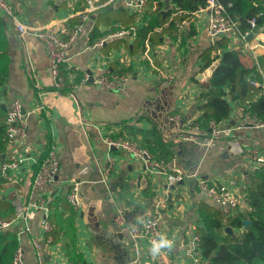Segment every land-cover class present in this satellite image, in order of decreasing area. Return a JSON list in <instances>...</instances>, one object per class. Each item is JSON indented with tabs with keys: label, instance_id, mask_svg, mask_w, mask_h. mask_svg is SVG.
Returning <instances> with one entry per match:
<instances>
[{
	"label": "crops",
	"instance_id": "1",
	"mask_svg": "<svg viewBox=\"0 0 264 264\" xmlns=\"http://www.w3.org/2000/svg\"><path fill=\"white\" fill-rule=\"evenodd\" d=\"M8 1L16 20L28 28L59 29L73 25L79 12L87 8L86 0ZM107 1L92 0L94 4ZM162 1L166 10L169 0ZM120 8L126 9L122 0H116L88 14L68 60L61 65L65 86L60 92L50 86L48 57L42 42L29 33L18 34L11 18L0 11V65H6V77L0 83V109L5 113L8 103L19 98L23 110L32 111L26 117L27 154L39 161L48 145L55 143L60 159L59 171L48 189L52 196L48 221L55 232L41 229L38 212L28 221L42 252V264H119L129 256L132 264L136 259L135 248L126 231L116 226L112 218L118 208H124L137 220H143L154 211L158 201L160 232L166 231L175 240L173 249L166 251L170 260L189 261L186 248L196 229L203 226L199 209L205 200L197 195L195 178L189 175L167 188L163 173L144 170L133 156L107 146L103 140L106 137L139 141L152 138L155 129V134L170 149L168 158L177 154L191 174L197 172L206 178L232 182L241 196L239 210L245 206L247 172L254 168L250 152L255 150L264 158V124L238 127L243 111L236 100H230V118L222 122L233 129L223 134L214 147L204 150L182 138L184 130L200 113L196 103L200 86L207 84L212 67L218 62L216 59L201 69L204 59L224 50L211 49L212 46L224 42L226 48L240 50L243 61H255L264 54V31L258 29L243 41L232 34L209 37L208 11L199 8L188 19L179 20L183 21L184 37L176 35L179 21H175L170 33L167 22L159 30L154 29L164 31L159 43L145 40L148 48L134 45L135 37H107L100 45L96 44L106 36L111 24L118 26ZM179 13L175 10L171 17ZM149 18L142 11L134 22L137 29ZM156 68L172 74L169 86H159ZM126 71L132 76L117 91L99 89L91 83L75 86L86 73L91 76ZM38 105L44 108L35 110ZM170 114L184 119L181 126L168 120ZM10 156V149L2 146L0 161ZM35 166L27 162L13 181L6 182L0 177V198L11 204L13 214L17 205L26 202ZM74 183L79 202L76 209L67 200ZM21 228L22 225L14 224L10 230L23 249L24 263L38 264L31 236L20 232ZM118 233L123 234L120 240ZM117 242L119 249L115 248ZM137 246L140 251L137 264H157L145 239H139Z\"/></svg>",
	"mask_w": 264,
	"mask_h": 264
},
{
	"label": "built area",
	"instance_id": "2",
	"mask_svg": "<svg viewBox=\"0 0 264 264\" xmlns=\"http://www.w3.org/2000/svg\"><path fill=\"white\" fill-rule=\"evenodd\" d=\"M116 0H108L106 3L94 4L92 0H86L87 8L79 12L77 23L65 25L59 29L51 28H28L23 23L18 22L12 13V8L8 0H0V11L6 13L15 25V30L22 35L29 33L42 42L48 57V76L52 90L60 92L65 86V78L61 73V65L69 58V52L72 45L78 40L82 30L83 22L88 18V14L95 11L100 6L113 3ZM146 0H122L124 7L130 11L142 13ZM205 8L208 11L206 33L209 37H215L218 34H232L239 40H245L246 35L250 32L242 33L238 28L237 22L230 18L225 12L224 6L216 0H206ZM252 29L256 26V21L251 20ZM159 26L155 30H159ZM264 31V25L259 26ZM137 25L132 24L128 27L116 28L110 30L106 36H102L96 44L100 45L107 37H135ZM252 31V30H251ZM175 33L177 36L183 34V21L176 24ZM247 44V43H246ZM148 48V42H145ZM158 83L161 88L169 86L173 76L166 69L156 68ZM131 72L120 73H97L95 75L83 74L75 86H82L91 83L93 86L104 90H120L123 84L130 79ZM254 85H259L257 81H252ZM43 105H38L35 110H42ZM32 111L25 112L19 98H13L6 106L5 128L3 140L7 148L10 149L11 156L6 160L0 161V177L8 182L13 181L15 174L27 162L36 164L30 179L27 199L24 205H17L15 213L8 219L0 220V229L11 228L14 224L22 225L20 232L29 233L31 243L35 252L36 262L42 264V252L39 248L38 240L33 237L28 221L38 212L40 214V226L44 232H50L53 226L48 221L50 204L52 196L48 189L53 183L54 178L60 168V159L58 148L55 143L48 145L45 155L39 161L27 154L25 137L27 132L26 117ZM168 120L176 126H181V118L178 115L170 114ZM227 124V123H226ZM261 126L263 123L257 122L247 112L243 114L238 125L241 126ZM237 128V127H236ZM233 127L229 125L210 124L207 132L201 131L197 126H189L184 130L182 138L191 140L204 150L214 147L218 139L223 134H228ZM105 144L109 147H115L139 160L144 170L155 171L165 175L166 187H173L177 182L184 180L191 175L195 178L196 192L200 198H203L211 204L217 206L223 215H231L241 204V196L235 190L232 182L226 183L217 181L213 178H206L186 170L181 158L177 154H172L169 158L162 160L157 159L137 140L127 137L104 138ZM254 160V168L264 166V158L259 156L255 150L250 152ZM109 166L106 167V170ZM67 200L76 209L79 206L77 197V183H74L67 194ZM160 201L156 203L154 211L143 220H137L124 208H118L112 218L113 223L124 229L135 248V258L132 264H137L140 255L137 242L139 239H145L149 245L150 241L160 233V213L157 208ZM186 254L189 261L185 263H173L167 252L156 258L157 264H206L202 258L199 249V237L196 234L191 236L186 248ZM24 253L18 244L13 251L11 264H25ZM70 264V263H66ZM90 264V263H86Z\"/></svg>",
	"mask_w": 264,
	"mask_h": 264
},
{
	"label": "trees",
	"instance_id": "3",
	"mask_svg": "<svg viewBox=\"0 0 264 264\" xmlns=\"http://www.w3.org/2000/svg\"><path fill=\"white\" fill-rule=\"evenodd\" d=\"M216 1L224 6L225 12L237 22L242 33L252 30L251 20H258V26L264 25V0ZM205 5L206 0H169V6L163 10L162 0H146L143 14L150 18L137 29L134 45L144 47L145 40L159 43L164 30L156 32L155 27L167 22V31L170 33L175 21L188 19L192 12ZM175 10L180 13L171 17ZM120 11L122 16L117 22L118 26L111 24L107 31L128 27L142 14L124 8H120ZM218 47L224 48L222 53L207 55L201 67L204 69L218 59L207 84L200 86L196 99L200 113L190 125L207 132L210 124L229 120L230 100L238 102L243 114L247 112L257 122L264 124V54L257 56L255 61L245 62L240 50L228 49L224 42L215 44L211 49ZM5 69L6 65H0V83L6 77ZM253 80L259 85H254ZM4 128L5 113L0 109V148L5 145ZM152 133V138L137 141L155 158L167 159L170 149L161 136L155 134V129ZM243 202L245 206L242 210H239V206L234 213L226 216L208 201H201L199 216L203 226L196 229V235L199 237L200 254L206 264H264V166L247 172ZM11 216L13 207L7 200L0 198V220ZM243 220H247L248 224L244 225ZM17 245V236L10 228L0 229V264H11Z\"/></svg>",
	"mask_w": 264,
	"mask_h": 264
},
{
	"label": "clouds",
	"instance_id": "4",
	"mask_svg": "<svg viewBox=\"0 0 264 264\" xmlns=\"http://www.w3.org/2000/svg\"><path fill=\"white\" fill-rule=\"evenodd\" d=\"M174 245L175 240L173 238H169L166 231H162L150 241L148 252L150 256L155 259L160 257L162 253L173 249Z\"/></svg>",
	"mask_w": 264,
	"mask_h": 264
},
{
	"label": "water",
	"instance_id": "5",
	"mask_svg": "<svg viewBox=\"0 0 264 264\" xmlns=\"http://www.w3.org/2000/svg\"><path fill=\"white\" fill-rule=\"evenodd\" d=\"M258 29H259V26H258V20H257L256 21V26L252 29V31L246 37L247 38L251 37L254 33H256L258 31ZM219 35H221V33ZM212 69H213V67H212ZM161 118L164 119V116H161ZM183 121H184V119L181 122H183ZM247 126H251V125H247ZM243 223H244V225H247L248 221L247 220H243ZM227 230H229V227H227ZM122 235H123L122 233H118L117 234L119 240L122 238ZM115 248L119 249L120 248V243H118V242L115 243ZM129 257H127V259H125V260L120 261L119 264H130V261H129L130 258Z\"/></svg>",
	"mask_w": 264,
	"mask_h": 264
}]
</instances>
